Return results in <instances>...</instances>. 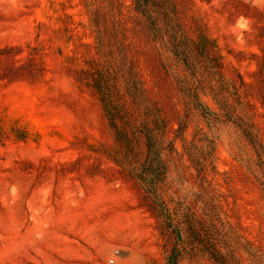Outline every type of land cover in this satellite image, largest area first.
Masks as SVG:
<instances>
[{
    "label": "rangeland",
    "instance_id": "obj_1",
    "mask_svg": "<svg viewBox=\"0 0 264 264\" xmlns=\"http://www.w3.org/2000/svg\"><path fill=\"white\" fill-rule=\"evenodd\" d=\"M173 257L264 264V0H0V264Z\"/></svg>",
    "mask_w": 264,
    "mask_h": 264
},
{
    "label": "trees",
    "instance_id": "obj_2",
    "mask_svg": "<svg viewBox=\"0 0 264 264\" xmlns=\"http://www.w3.org/2000/svg\"><path fill=\"white\" fill-rule=\"evenodd\" d=\"M146 155L140 166H165L162 162L160 151L158 146L155 144L152 136L150 134H146ZM140 179L144 182H149L151 179H145L140 177ZM151 185V184H150ZM167 264H176V259L173 257L169 259Z\"/></svg>",
    "mask_w": 264,
    "mask_h": 264
}]
</instances>
